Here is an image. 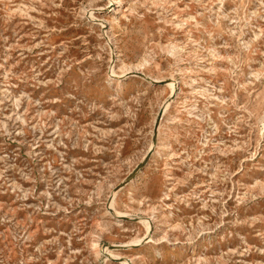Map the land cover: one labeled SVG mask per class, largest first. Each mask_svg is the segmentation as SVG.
Returning a JSON list of instances; mask_svg holds the SVG:
<instances>
[{"label":"rangeland","instance_id":"rangeland-1","mask_svg":"<svg viewBox=\"0 0 264 264\" xmlns=\"http://www.w3.org/2000/svg\"><path fill=\"white\" fill-rule=\"evenodd\" d=\"M0 264H264V0H0Z\"/></svg>","mask_w":264,"mask_h":264},{"label":"bare ground","instance_id":"bare-ground-1","mask_svg":"<svg viewBox=\"0 0 264 264\" xmlns=\"http://www.w3.org/2000/svg\"><path fill=\"white\" fill-rule=\"evenodd\" d=\"M110 1H113V0H110ZM115 3H117V7L119 8L122 5V0H115ZM176 84L177 83H176L175 80H172V81L168 82V84H167L171 88V90H172L173 93L176 92ZM167 109H168V106L165 108L164 111H167Z\"/></svg>","mask_w":264,"mask_h":264},{"label":"water","instance_id":"water-1","mask_svg":"<svg viewBox=\"0 0 264 264\" xmlns=\"http://www.w3.org/2000/svg\"><path fill=\"white\" fill-rule=\"evenodd\" d=\"M162 112H160V115H161ZM157 126V125H156Z\"/></svg>","mask_w":264,"mask_h":264}]
</instances>
